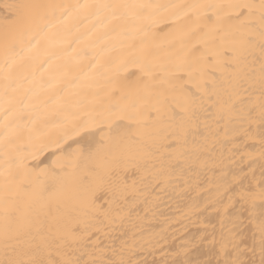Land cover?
I'll use <instances>...</instances> for the list:
<instances>
[{"label": "snow or ice", "instance_id": "6c2138e0", "mask_svg": "<svg viewBox=\"0 0 264 264\" xmlns=\"http://www.w3.org/2000/svg\"><path fill=\"white\" fill-rule=\"evenodd\" d=\"M0 7L6 12L0 37V264H264V0L227 5L13 0ZM195 9H202L205 17L212 12L218 20L230 17L232 44L215 49L207 42L203 49L193 44L189 67L171 70L195 72L201 81L196 87L199 95L190 106H181L185 115L179 117L175 130L161 129L167 101L154 87L162 81L153 67L154 29L191 19L189 11ZM171 10H178L173 19L162 18ZM85 22L96 31L105 30L101 39L117 43L102 49V55L80 48L84 38L76 33ZM198 27L194 23L185 34L195 33ZM165 30L172 31L171 27ZM78 48L80 55L73 63L69 57ZM82 60L90 62L85 66ZM101 66L105 72L97 73ZM209 66L228 74L212 77L206 71ZM133 68L149 79L140 80ZM57 74L71 76V80H58ZM82 79L87 83L78 84ZM101 79L103 92H96L87 103L79 98L86 93L68 92L70 87L99 89ZM62 82L65 86L53 95H40L41 90L51 92ZM200 113L208 114L204 131L197 123ZM208 117L224 122L225 128L238 125L234 131L242 142H258L260 149L245 147L248 169L229 173L227 178L222 170V179L203 208L197 205L192 210L208 213L199 241L182 246L175 253L179 258H138L141 251L154 254L161 241L145 236L133 222L130 205L142 193L135 191V182L128 185L123 174L141 175L149 161H158L163 139L187 144L198 134L210 133ZM53 126L60 129L58 137L48 136ZM48 149L59 150L54 155L61 171L42 170L51 181L34 183L28 160ZM171 160L170 156L160 164L162 171ZM118 188L122 190L117 194ZM102 190L112 192L107 209L96 203ZM85 207L89 212L82 219ZM116 224L122 231L119 245L110 236ZM96 233H103L110 243L106 245ZM198 254L210 258L197 259Z\"/></svg>", "mask_w": 264, "mask_h": 264}, {"label": "bare ground", "instance_id": "6f19581e", "mask_svg": "<svg viewBox=\"0 0 264 264\" xmlns=\"http://www.w3.org/2000/svg\"><path fill=\"white\" fill-rule=\"evenodd\" d=\"M13 0H0V5L10 3ZM26 2L35 3H65L75 4L80 0H26ZM100 2H112V0H100ZM148 2L156 4H175V5H211V4H230L242 2V0H148ZM259 2V0H255ZM178 10H171L163 15L164 19H173L174 12ZM197 13L201 14V18L197 20ZM6 14L5 10L0 7V37L3 34V20L2 17ZM189 17L177 21L174 25L162 24L159 28H155V36L153 38V67L157 75L162 77V81H156L154 87L159 93H162L167 101V107L161 113L159 126L161 129H173L179 123V117L185 115L181 106H190L191 99L199 95L196 92V87L201 83L197 79L195 72L189 73L187 71L174 72L178 67L187 69L189 63L187 62L192 45L203 49L205 42L212 44L213 48H227L232 44V27L230 24V17L223 16L217 19L212 12L208 16H203L202 9H195L189 11ZM209 17L211 18L209 20ZM71 23V22H70ZM198 24L199 27L195 33L186 35L187 29H190L193 24ZM172 31H166L170 28ZM105 30L100 29L96 31L93 24L85 22L76 33L77 36L84 38V43L80 48H87L89 53L102 55L101 50L110 47L112 44L117 43L113 39H101ZM258 39V38H257ZM2 47V42H0ZM231 55V53H225ZM80 55L79 48L69 57L74 63V58ZM256 55H259L258 49ZM2 53H0V61H2ZM89 60H82L83 65H87ZM63 63V61H61ZM170 69L168 73H164L161 69ZM257 72L259 70V63L256 64ZM52 71V70H49ZM97 73H104L103 66L98 68ZM136 71L140 80H148L138 69ZM206 71L211 73L212 77H220L227 75L226 71H213L209 66ZM106 74V73H105ZM49 73L45 72L43 78L48 79ZM182 78V79H181ZM57 79L61 81H70L71 76H61L57 74ZM195 81V83H194ZM80 85L86 84L87 81L81 80L77 82ZM101 87L97 88H83V87H70L69 93L81 92L86 93L79 98L85 103L95 98L96 92H103L104 81L99 80ZM65 84L62 82L52 89L51 92L40 91L42 97L53 95L59 88H63ZM140 87H143L141 84ZM3 95L2 83H0V96ZM259 93L256 92L258 97ZM155 98L152 103H155ZM155 116L156 113L151 114ZM207 113H200L197 123L200 130L204 131L205 117ZM175 116V119L171 117ZM209 124L211 125V132H204V135H197L190 138L187 144L176 138L163 139L161 141L162 147L159 152L158 161H149L147 170L141 175H133L127 172L123 174V179L127 181L128 185L136 183L135 191L142 193L137 195L136 202L130 207L134 215L132 220L140 226L145 236L153 239H159L161 244L157 247L154 254H149L147 251H141L138 258H147L149 261L153 259L159 261L161 259H173L176 257L175 253L181 249L187 242L199 241L200 234L204 229L201 227L205 216L208 213L203 211L192 210L200 205L203 208V202L208 199L210 192H214L216 186L222 179L221 171L223 170V178L232 172H240L243 168L248 169L249 158L244 152L247 147L248 151L258 152L260 145L258 142L249 140L245 145L239 133L234 129L238 125H232L225 128L224 122L216 123V121L208 117ZM227 133V134H226ZM60 129L53 126L48 129L49 137H58ZM205 137H208L205 139ZM78 137L77 139H79ZM69 144L73 141L69 140ZM67 147V145H65ZM58 149H48L41 153L36 159H29L28 164L32 167L30 179L34 183H49L51 176L45 174L42 170L47 169L49 172H60L61 168L57 165V157L54 152ZM172 157L171 165L166 167L163 171L160 168L162 162H166L168 157ZM179 157V159H177ZM153 163L156 167H153ZM3 164V153L0 152V165ZM255 175L257 180L260 176L259 163L255 165ZM157 177L159 179H157ZM89 180L94 178L89 176ZM122 188L117 189V194ZM97 206H103L107 209L112 204V192L102 190L97 194ZM127 199L131 200L129 195ZM124 203L123 200L120 201ZM89 212L87 207L81 209V218L86 219L84 213ZM197 217L199 219H197ZM115 231L110 232L111 242L119 245L121 241L122 231L120 225H113ZM138 230V234H139ZM124 231H128V226L125 225ZM101 236L103 242L107 245L110 243L108 237L103 233H96ZM131 232L128 234L130 239ZM197 259H209L210 257L203 254H198Z\"/></svg>", "mask_w": 264, "mask_h": 264}]
</instances>
